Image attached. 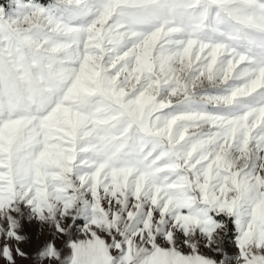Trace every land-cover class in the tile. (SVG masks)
I'll list each match as a JSON object with an SVG mask.
<instances>
[{
    "label": "snow or ice",
    "instance_id": "snow-or-ice-1",
    "mask_svg": "<svg viewBox=\"0 0 264 264\" xmlns=\"http://www.w3.org/2000/svg\"><path fill=\"white\" fill-rule=\"evenodd\" d=\"M22 261L264 264V0H0V264Z\"/></svg>",
    "mask_w": 264,
    "mask_h": 264
},
{
    "label": "rangeland",
    "instance_id": "rangeland-1",
    "mask_svg": "<svg viewBox=\"0 0 264 264\" xmlns=\"http://www.w3.org/2000/svg\"><path fill=\"white\" fill-rule=\"evenodd\" d=\"M77 235H79V234H77ZM234 237H235V227L233 226L232 232L229 234L228 239L226 241L227 248H228L229 252L232 254H235L237 252V249H236L235 244H234ZM40 239H42V237H40L39 239H37L35 236L33 237L31 245L28 246V250L30 252L35 251V248L39 244ZM20 264H29V261H22V262H20Z\"/></svg>",
    "mask_w": 264,
    "mask_h": 264
}]
</instances>
